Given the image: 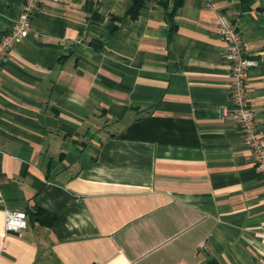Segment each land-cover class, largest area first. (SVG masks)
<instances>
[{
    "label": "crops",
    "instance_id": "crops-1",
    "mask_svg": "<svg viewBox=\"0 0 264 264\" xmlns=\"http://www.w3.org/2000/svg\"><path fill=\"white\" fill-rule=\"evenodd\" d=\"M26 0H0V38ZM43 1L0 68V264H254L264 175L233 108L242 33L264 134V0ZM55 217L48 225L34 209ZM29 226L5 229L7 212Z\"/></svg>",
    "mask_w": 264,
    "mask_h": 264
},
{
    "label": "built area",
    "instance_id": "built-area-1",
    "mask_svg": "<svg viewBox=\"0 0 264 264\" xmlns=\"http://www.w3.org/2000/svg\"><path fill=\"white\" fill-rule=\"evenodd\" d=\"M43 1L26 0L13 28L0 38V68L5 64L9 53L16 45L27 38L32 29V21ZM220 35L226 43V59L231 68V100L233 108L225 110L240 127V133L246 146L250 149L256 168L264 175V134L259 128L256 114L250 104L248 76L257 61L248 57L244 50L242 33L227 15H219ZM29 226L25 212H7L5 229L7 233H20ZM254 264H264V254H259Z\"/></svg>",
    "mask_w": 264,
    "mask_h": 264
},
{
    "label": "trees",
    "instance_id": "trees-1",
    "mask_svg": "<svg viewBox=\"0 0 264 264\" xmlns=\"http://www.w3.org/2000/svg\"><path fill=\"white\" fill-rule=\"evenodd\" d=\"M165 7L169 5V2L171 0H160ZM186 0H174V7L173 10L181 8L185 4ZM246 1V0H242ZM147 0H132V6L129 10V15H131L133 18H137L141 12V10L145 7ZM31 216L34 217L36 220H40L41 223H44L47 219L48 225H52V223L55 221V217L42 211L41 209H34L31 211ZM44 217V218H43ZM45 219V220H42Z\"/></svg>",
    "mask_w": 264,
    "mask_h": 264
},
{
    "label": "water",
    "instance_id": "water-1",
    "mask_svg": "<svg viewBox=\"0 0 264 264\" xmlns=\"http://www.w3.org/2000/svg\"><path fill=\"white\" fill-rule=\"evenodd\" d=\"M12 233H14V232H12ZM15 234H18V233H15Z\"/></svg>",
    "mask_w": 264,
    "mask_h": 264
}]
</instances>
